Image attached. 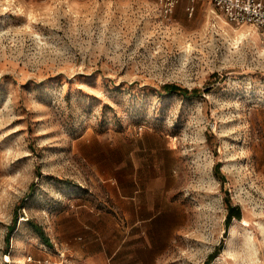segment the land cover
Instances as JSON below:
<instances>
[{"label":"rangeland","instance_id":"rangeland-1","mask_svg":"<svg viewBox=\"0 0 264 264\" xmlns=\"http://www.w3.org/2000/svg\"><path fill=\"white\" fill-rule=\"evenodd\" d=\"M79 237L264 264L263 29L212 0H0V264Z\"/></svg>","mask_w":264,"mask_h":264},{"label":"crops","instance_id":"crops-1","mask_svg":"<svg viewBox=\"0 0 264 264\" xmlns=\"http://www.w3.org/2000/svg\"><path fill=\"white\" fill-rule=\"evenodd\" d=\"M84 225L87 227L86 224ZM93 245L94 243L86 240L85 237L73 243L68 242L62 251L67 252L68 256H59L53 262L47 248L38 244L41 252L35 255L34 264L40 263L38 258H45L48 264H147L146 261H149L148 258L139 256L140 254L135 255L134 252L125 251L126 248H122L124 242L112 248L106 247L104 243H101L103 246L99 249L92 247Z\"/></svg>","mask_w":264,"mask_h":264},{"label":"built area","instance_id":"built-area-1","mask_svg":"<svg viewBox=\"0 0 264 264\" xmlns=\"http://www.w3.org/2000/svg\"><path fill=\"white\" fill-rule=\"evenodd\" d=\"M164 10H171L178 0H157ZM229 22L250 23L264 30V0H212ZM29 256L27 259H30ZM39 264H48L45 259Z\"/></svg>","mask_w":264,"mask_h":264},{"label":"trees","instance_id":"trees-1","mask_svg":"<svg viewBox=\"0 0 264 264\" xmlns=\"http://www.w3.org/2000/svg\"><path fill=\"white\" fill-rule=\"evenodd\" d=\"M162 89L164 92L166 93H172V92H176V93H181L184 96H190V95H196L199 92V88H191L188 89L186 87H182L179 86L176 83L173 82H164L162 84ZM233 208L230 207L229 209V213L227 215V219H229L232 215H235L236 217H240V213H239V208L236 207V210L233 211ZM33 228L35 229L37 236L45 243H49V238L48 236L45 234V232L43 231L42 227L36 223H33ZM215 255V253H211L207 259V262Z\"/></svg>","mask_w":264,"mask_h":264}]
</instances>
